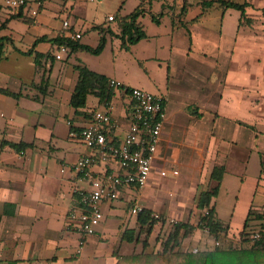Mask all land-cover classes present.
Returning <instances> with one entry per match:
<instances>
[{
    "label": "crops",
    "instance_id": "1",
    "mask_svg": "<svg viewBox=\"0 0 264 264\" xmlns=\"http://www.w3.org/2000/svg\"><path fill=\"white\" fill-rule=\"evenodd\" d=\"M187 1L182 13L183 0H114L115 9L100 13L92 10L88 0H27L22 13L15 15L17 10L0 0V37L5 38L0 52V88L12 93L0 91V264H114L117 254L142 249L140 242L121 240L122 230L135 225L136 216L129 211L132 204L137 202L196 225L200 210L195 207L194 196L207 187L211 168L219 164L224 172L218 193L225 175L232 173L239 176L237 194H245L230 210L231 215L239 213L241 222L220 218L223 209L216 204L217 195L211 200L214 216L228 226L226 233L231 235L245 228L263 227L264 219L259 218L243 225L249 210L261 212L264 208L263 204L253 206L257 193L264 197V188L259 190L264 187V172L261 169L245 179L253 151L247 137L254 138L264 130L257 123L264 124V0H229L244 3L243 12L219 1L204 8L199 0ZM139 4L144 11L136 21L145 36L129 47L140 60L155 58V67L163 72L152 91L165 97L160 140L147 183L140 188L121 185L117 197L103 203V218L81 252L76 253L78 234L66 226L67 213L77 206L73 189L87 187L89 181L79 179L74 162L83 154L94 153L90 166L94 175L115 171L118 166L110 157L101 158L69 131L79 130L93 110L107 106L118 121L116 134L122 136L128 126L131 101L120 88L112 87L106 105L104 99L90 93L83 107H72L69 100L77 79L75 66L85 65L128 86H146L143 81L128 78L114 60L103 62L98 52L80 59L79 52L91 50L76 44L94 47L88 36L95 31L98 43V27L105 39L107 34L116 35L119 18ZM42 7L63 12V19L81 34L73 40L75 45L67 44L66 52L80 59L69 68L63 62L55 63L62 56L55 58L53 54L58 45L54 38L61 36V25L56 32L31 31V27L42 26V19L36 18ZM150 13L157 16V22ZM109 14L112 19H108ZM151 39L156 42L149 44ZM144 40L147 46L143 42L135 51ZM35 52L43 54L38 64ZM263 162L264 156L259 157L261 168ZM163 168L166 175L159 174ZM174 168L178 170L175 175L171 173ZM117 218L116 241L108 246V221ZM167 224H155L147 249L159 248ZM222 232L215 235L194 226L181 248L212 250L213 238ZM123 242L133 243L132 250L121 253ZM251 245L232 240L231 245L222 247L241 249ZM224 264H264V253L254 260L234 254Z\"/></svg>",
    "mask_w": 264,
    "mask_h": 264
},
{
    "label": "built area",
    "instance_id": "2",
    "mask_svg": "<svg viewBox=\"0 0 264 264\" xmlns=\"http://www.w3.org/2000/svg\"><path fill=\"white\" fill-rule=\"evenodd\" d=\"M27 0H3L5 6L17 10L25 6ZM35 10H32L34 13ZM113 15L109 14L108 19ZM60 35L72 40L78 39L81 34L73 31L68 19L61 22ZM67 51V44L60 43L54 51V57L60 58V52ZM110 87H118L130 98L131 109L128 126L122 136L116 134L118 121L112 115L109 107L103 106L91 112L87 124L79 130L70 129L71 136H77L80 141L93 152L100 154L101 158L110 157L118 166L115 171H106L94 175L90 166L95 160L94 153L83 154L74 162V169L79 179H88L87 187L77 186L73 189L76 195L77 206L71 208L68 213V228L74 229L78 234L76 253H80L86 239L95 232L96 225L103 218L102 205L117 197L121 185H133L143 187L152 170V163L160 140L161 128L166 115L165 97L137 86H128L122 82L110 79ZM107 102H105L106 105ZM177 174L176 168L171 170ZM160 175H166L165 168L159 170ZM144 206L134 203L129 211L136 214ZM207 213L205 209L204 214ZM150 216L157 221L176 223L178 220L157 210H151ZM208 229L206 225H203ZM264 244V227L245 228L236 234L222 232L212 240L213 246L229 245L230 242ZM192 251H198L193 248Z\"/></svg>",
    "mask_w": 264,
    "mask_h": 264
},
{
    "label": "trees",
    "instance_id": "3",
    "mask_svg": "<svg viewBox=\"0 0 264 264\" xmlns=\"http://www.w3.org/2000/svg\"><path fill=\"white\" fill-rule=\"evenodd\" d=\"M214 1H219L224 6L238 8L241 12L244 10V3H236L229 0H199V3L204 8L211 5ZM187 3V0H183V4L180 7V13L184 11ZM141 5L139 4L130 13L119 18L120 30L116 36L119 37L122 46L125 48H128L130 43H133L145 36V31L141 29L136 21L138 15L144 11ZM23 8L24 6L18 8L15 15H20ZM150 16L154 21H158L155 14L150 13ZM98 30L100 32V37L96 47H90L86 44H75L78 47L88 49L93 52H99L104 44L105 37L103 30L99 27ZM3 39L5 38L0 37V52ZM54 40L58 44L66 43L75 45L73 40H70L68 37L56 36ZM27 51L31 52V50ZM42 55L43 54L40 52H35V63H39ZM75 68L77 70V79L71 92L69 100L70 105L74 108L83 107L86 102V97L90 93L98 96L100 99H104V103L108 102L107 98L109 89L112 88L108 85L109 78L105 74L96 72L85 65H76ZM0 91L12 94L5 89L0 88ZM223 172L224 166L222 164L213 165L208 175L209 181L207 187L200 189L195 194V207L200 210L197 217V224L193 225L189 221H178L168 226L166 233L163 234L160 240V246L157 249H147L149 245L148 239L155 224L161 221H157L155 218L150 216L151 210L145 207L136 213L135 225L125 227L122 230L121 240L136 243L140 242L142 249L130 254H117L116 262L114 264H224L228 258L234 257V254L237 258L243 256L254 260L259 254L264 253V244L260 242L253 243L250 247L241 249L215 246L212 250H198L194 252L187 248H181L182 240L192 232L194 226L203 227V225H206L208 227V231L215 235L221 231L227 232L228 226L223 225L214 216V208L211 204L212 198L218 193ZM205 209L207 210L206 214H204ZM251 214H253V216H251ZM253 218L264 219V208L261 212L249 210L245 217L243 226L246 227L249 219Z\"/></svg>",
    "mask_w": 264,
    "mask_h": 264
},
{
    "label": "rangeland",
    "instance_id": "4",
    "mask_svg": "<svg viewBox=\"0 0 264 264\" xmlns=\"http://www.w3.org/2000/svg\"><path fill=\"white\" fill-rule=\"evenodd\" d=\"M174 1V0H172ZM90 2L92 10L97 9L98 12L100 13H106L107 11L113 10L116 8V5L114 4V0H88ZM130 4V1H127L126 5L128 6ZM55 10H51L46 7H42L38 14L36 15L37 19H42V26H35L31 27L33 28L31 31L34 33H41V31L45 32H56V29L60 27L62 19L65 17V14L63 12L61 13H55ZM233 13L237 11H232ZM232 13V14H233ZM233 17V15H232ZM231 17V18H232ZM70 18L74 19V17L71 15ZM164 20H166L167 23H169L168 16H163ZM162 28V27H161ZM86 32H84V35ZM28 35H25V38H27ZM96 36V32L94 31L93 33H90L88 36V41L95 43L94 47L98 45V43L95 42L94 38ZM99 42V40H98ZM142 43H138V45L135 46V51L139 50L141 48L140 44H147V41H140ZM156 41L155 39H151L149 44H154ZM144 45V48H145ZM147 46V45H146ZM46 47V44L42 45L41 48L44 49ZM134 49L132 46L125 48L120 45V39L116 35L112 34H107L106 39L104 41L103 46L101 47L100 51L98 52V58L103 60V62H109L111 60H114L115 63H118V68L120 71H122L125 75H127L128 78L132 80H140L143 81L144 84L146 85L144 89L149 90V91H155L153 88L154 83L157 82L161 78V75L163 72L159 70V68L155 67V61H157L155 58H146L144 60H140L134 55ZM54 53V52H53ZM62 56V60H57L55 59V63H61L63 62L65 64L66 68H69V64L75 62V61H80V59H86V57L89 56H96L97 53L93 51H82L81 53L79 52V57L80 59L75 58L73 53H67V52H60ZM258 123L259 129L263 130L264 129V124ZM248 141L252 142L253 145V151L251 152L247 164V169H246V180L250 179V176L258 174L259 170L262 169L264 172V162L262 165V168L259 163V157L264 156V130L262 132H258V135L254 138L247 137ZM239 176L232 174V173H227L224 177V182L220 188L219 193L217 196L214 198L216 201V204L218 207L222 206V216L221 214L219 215L220 218L227 222L230 221L231 223L238 224L241 222V218L237 216L239 213L237 211H234V214H230V210L234 204V202L238 198H242L245 194L244 191H240V193L237 194L235 188V184L238 181ZM171 185L175 187V184L170 182ZM234 183V185H233ZM264 187L260 186L259 190H262ZM237 195V198H236ZM261 194L260 192L255 195V198L253 200V206L255 205H264V197H260ZM240 206L239 204H237ZM160 211V210H159ZM121 215L123 214V210L120 211ZM163 213L162 211H160ZM165 214V213H164ZM253 216V214H251ZM174 217V216H173ZM176 218V217H174ZM177 219V218H176ZM178 220V219H177ZM249 220H254L249 219ZM179 221V220H178ZM119 222V218L116 220H109L108 225H109V235H108V241L107 245L111 246L115 244L116 241V234H117V225ZM173 223L167 224V226H170ZM165 227L164 229V234L166 233L168 227ZM163 236V235H162ZM232 242L229 243L231 245ZM133 243H127L123 242L120 246V252L121 253H126L133 248ZM136 249H139V246L136 245Z\"/></svg>",
    "mask_w": 264,
    "mask_h": 264
}]
</instances>
